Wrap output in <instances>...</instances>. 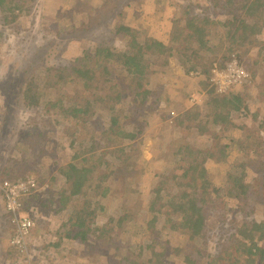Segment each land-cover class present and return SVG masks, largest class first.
<instances>
[{
  "label": "trees",
  "instance_id": "16d2710c",
  "mask_svg": "<svg viewBox=\"0 0 264 264\" xmlns=\"http://www.w3.org/2000/svg\"><path fill=\"white\" fill-rule=\"evenodd\" d=\"M131 1L107 0L97 12L90 7L92 0H77L71 12L87 11V20L78 27L70 23L64 30L58 28L50 39L55 40L62 33L67 37L83 36L98 43L94 53L90 54L88 48L73 52V56L69 55L57 66L37 68L23 86L20 83L25 80L23 76L28 69L26 60L21 61L14 64L11 71L21 63L23 70L11 75L5 89L0 81L4 91L1 94L9 107L7 113L11 115L17 106L27 110L41 108L45 112L57 110L63 117L85 122L89 112L97 113L96 109H91L96 103L100 110L99 117L96 114L94 119L109 121L100 131L105 140H88L53 176L47 170L39 171L40 168L32 163L37 160L18 157L36 148L39 149L35 157L42 154L41 145L47 141L44 131L35 134L36 139L26 135V140L6 143L13 132L0 140V161L5 159L0 163V183L5 179H30L40 187L46 182L63 181L59 190L42 189L20 200L22 215L27 216L34 227L42 225L41 214L53 213L55 217L62 214L61 220L58 217L55 220V236L51 240L37 231L31 233L39 235L40 242L34 246L37 255L31 256L30 251L20 252L11 244L14 216L10 212H0V243L4 253L37 264L40 257L59 252L60 244L61 250L66 246L74 249L83 247L82 244L91 239L102 241L107 249L113 248L111 257L117 264H264V114L260 110L263 102L257 104L255 111L251 105L264 99V0H208L206 5L198 7L211 8L216 15L225 18L191 13L170 20L166 32L150 23H141L146 30L136 29V34L128 25L132 17L122 16V8ZM113 2L112 12L118 25L110 27L107 22L111 18L101 14L105 13L106 3ZM35 4L36 0H0L2 25L12 34L20 35L23 41H29L37 31L24 27L20 20L29 15ZM63 10H68L66 5ZM58 11L56 16L61 19L63 15L59 13L63 11ZM103 24L109 29L100 31ZM149 29L155 33H148ZM115 37L122 39L123 44H111ZM27 48L22 45L23 59L27 58ZM195 50L204 54L203 62L196 61ZM231 54H235L243 66L251 59L245 67L249 77L236 89L216 93L209 82L210 67L213 64L223 67ZM171 60L179 64L186 77L190 72H198L200 90L207 95L203 102L207 104L206 110L187 116V129L192 126L197 130V140L170 142L161 157L150 160H145L142 153L134 158L129 144L110 148L111 140L132 142L142 133L140 126L135 127L136 130L126 129L121 122L133 109L140 116L151 111L144 108L152 94L145 89L146 74L165 70ZM206 60L211 63L206 64ZM76 80L82 82L89 97L80 93L76 95L79 101L74 100L64 108L65 98L70 94L61 90ZM127 97V113L121 116V105ZM116 107L120 109L117 111ZM43 116L44 113L39 114ZM41 124L53 127L50 119H42ZM15 127L13 124L11 128ZM95 127L98 126L93 124L91 129ZM236 132L246 137L236 140ZM77 159L83 163L75 164ZM133 162L142 164L138 170L144 174L142 181L151 180L148 203L143 204L142 210V215H149L143 224L147 236L141 242L129 236L138 237L143 231L140 222L136 223L139 221L135 218L137 211L129 213L127 207L120 216L114 212L102 216L105 208L96 190L100 176L94 175L99 165L126 166L130 173L135 169L130 167ZM213 169L214 175L221 169L224 176L220 184L209 187L208 175ZM135 189L138 191L137 187ZM106 192L102 190V197ZM216 206L222 208L217 210ZM30 242L31 248L33 241Z\"/></svg>",
  "mask_w": 264,
  "mask_h": 264
},
{
  "label": "rangeland",
  "instance_id": "374dc122",
  "mask_svg": "<svg viewBox=\"0 0 264 264\" xmlns=\"http://www.w3.org/2000/svg\"><path fill=\"white\" fill-rule=\"evenodd\" d=\"M106 1L107 0H92L90 7L99 12L101 4ZM75 2H77V0H36V4L32 7L29 15L24 16L20 20L24 23V27H33L37 31V34L33 35L29 41H23L20 35L12 34L9 31V28H5L2 25L0 18V81H3V89L7 87L8 79L11 81L12 74H19L20 71L23 70V67H21L23 63H21L18 65L17 69L11 71L12 66L21 61L26 60L25 63L28 69L27 75L23 76L25 80L20 83V85L23 86L26 80L31 77L32 71L37 68L42 69L45 66H57L62 64L60 61L73 56V52H81L88 48L90 49V54L94 53V46L98 43L86 39L83 36L67 37L65 33H62L61 37H57L55 40L50 39L51 36L58 31V28L64 30L66 27H69L70 23L74 24L75 27H78L82 22L87 20L85 17L87 11L71 12L73 10L72 5ZM131 2L132 3H129V5L122 8L124 9V14H122V16L125 18L132 17L131 22H128V25L130 26V29H132L133 34L137 33L136 29L146 30L141 23H150V26L156 28L159 27L161 30H164L163 32H166L170 20L184 18L191 13L216 15L211 8L204 10L198 7V5H206L208 0H133ZM106 4L105 9H103L105 10V13L101 14L102 17L106 16L107 18H111L107 22L110 27L112 24L115 26L118 25V21H114L115 15L112 12V6L115 5V3ZM64 5H66L68 10H63ZM59 9L60 11H63V13H59L63 15L61 19L56 16ZM216 16L225 18L224 15L218 14ZM107 24L101 25L100 31L108 30L109 28ZM148 33H155V30L149 29ZM98 34L99 33L97 32V35L95 34V36H98ZM121 40L118 37H115L110 43L122 45L123 41ZM22 45L28 47L26 59H23V54L20 53L23 52ZM202 58H205L204 54L195 50L196 61L203 62L204 60ZM207 60L206 64L211 63ZM250 63L251 59L247 61L246 65L248 66ZM157 68H159V66H157ZM16 71L17 73H15ZM145 80L147 82L145 89L149 90L152 94L144 108H149L151 111H147V115L144 114L140 116L138 115V111L133 109L131 112L129 111L128 118L121 122L122 127L126 129L132 128L133 130H136L135 127L140 126L142 133L132 142H127L126 140H111L110 148L122 144H129L128 149H131L134 158H138L139 154L142 153L145 160H150L151 158L161 157L162 152L167 151V145L170 142H178L179 140H197V137H199L197 130L193 129L192 126L187 129V125L189 124V117L187 116L191 117L198 112L205 111L207 104L202 103L197 106H192L188 102L189 93L200 91L199 79L186 77L184 72L181 71L179 64L175 61L171 60V65L163 71H158L155 74L147 73ZM240 86H237L236 88ZM65 90L68 91L70 97L66 96L64 108L70 106L74 100L75 102L79 101V99L76 98V95L80 93L83 96L89 97L88 90L83 88L80 80H76L71 83L67 89L61 91ZM3 92L4 91L0 86V140H2L5 135L9 137L8 134H12L13 132L15 133H13L12 137L6 139V143L9 142L8 140H26V135L31 136L30 138L32 139H36L35 134L44 131L47 135V137H45V140L47 141L41 145L43 147L42 154L35 157V153L39 149L36 148L34 151L26 150L21 155H18L20 160L23 157L27 158V156H29L30 159L37 160L32 161V163L40 168L39 171L47 170L50 175L53 176L57 174L59 167L66 166L70 162L74 152L81 149L83 144H87L88 140H105L100 131L103 127H106L109 124V121L107 119H102L101 121L99 119H94L100 110V107L96 103L93 104L94 106L91 109H96L97 113H94V111H91L90 109L91 112L88 113L87 119H85V122H88L89 124L86 125L84 121L76 119L75 117L61 116L57 110L45 112L41 111V108L27 110L17 106L14 113L11 115L7 113L9 107L5 104V100L1 94ZM94 92L97 93L96 91ZM54 96L56 97L57 94H54ZM127 102H129V97L125 98V103L121 105L119 115L123 116L127 113ZM259 102H263V104H260V110L261 113L264 114V99L253 102L251 104L253 105L252 109L255 111ZM138 107L143 108L141 106ZM119 109L120 107H116L117 111ZM41 113H44L45 116L39 117V114ZM42 119H50L53 127L48 128L46 127L47 125L43 126L41 124ZM13 124H16L14 130L11 128ZM93 124L98 127L91 129ZM179 124H181L180 127H178ZM214 130L220 134L218 128H215ZM31 133L33 134L31 135ZM234 134L236 135V140H243L246 137V135L242 133L236 132ZM71 140H74L73 144H71ZM4 161L5 159H2L0 163ZM53 161H56V163H53ZM74 163L82 164L83 162L81 159H77ZM91 163L92 161H90L89 164ZM140 164L141 163L138 162L131 163L130 167H134L135 169L130 173L127 172L126 166H121L119 168L114 165L108 168L107 166L99 165L94 174L95 176H100V185L96 186V190L98 191L96 192L98 199L105 208L102 216L110 215L112 212L120 216L125 212V208L127 207L130 211L129 213L137 211L135 218L139 219V221L137 220L136 223L139 224L140 222L143 231L138 237L133 236L132 234H129V236L133 240H138V242L144 241L147 236L143 224L145 220L149 218V215H146L145 213L142 215V210L144 209L143 204L147 205L148 203L147 196L151 188V180L148 179L146 182L142 181L144 174H142L141 171L138 173V170L142 165ZM214 174L215 171L213 169L208 175L207 184L209 187L220 184L221 177L224 176L221 169L218 170L217 175ZM17 180L21 179H5L2 183H4L3 185H11L12 182ZM48 181L50 180L48 179ZM61 181L62 180L58 179L55 182H46L40 187L35 182L37 187L35 191L40 190L41 192L42 189L52 191L57 188L59 190L61 189ZM62 187H64V185ZM135 187L138 188L140 193ZM103 189L107 190L105 197H102L101 195ZM208 190H211V188ZM0 192V212H4V206H6V199H4V197H6V193L3 192L2 189ZM204 206L207 207L205 203ZM216 208L217 210H220L222 207L216 206ZM54 215L53 213L47 215L41 214L43 221L42 225L40 227L33 226L28 237L29 244H31L30 241H33V247L31 246L29 250L33 253L31 256L37 255L34 249L36 247L35 245L40 242L38 234H43V237H46L47 240H51L52 237L55 236V220L57 217L61 220L62 214H57L56 217ZM33 231H37L38 234L32 236L31 233ZM11 235L12 233L8 235V238ZM1 238L2 232L0 231V241ZM85 243L86 242L82 244L84 245L83 247L70 249L69 246H66L63 250L60 249L62 247L60 244L59 252L55 251L50 253L45 258L40 257L39 263H36L117 264V260L114 257H111L114 252L113 248L107 249L108 247L102 241L91 239H87V244ZM0 264L29 263L22 258H15L13 255L5 254L3 246L0 243Z\"/></svg>",
  "mask_w": 264,
  "mask_h": 264
},
{
  "label": "built area",
  "instance_id": "2783aa9c",
  "mask_svg": "<svg viewBox=\"0 0 264 264\" xmlns=\"http://www.w3.org/2000/svg\"><path fill=\"white\" fill-rule=\"evenodd\" d=\"M188 77L197 79L200 78V75L198 72H190ZM248 77V70L240 64L239 58L235 54H231L228 57L223 67L213 64L209 72L210 86L219 94L242 85ZM205 100H207V95L204 90L193 91L188 94V102L192 106L200 105ZM36 188L35 182L30 179L17 180L12 182L11 185L5 184L1 187L3 192L6 193L5 212H10L14 216L15 231L11 238V244L20 252H27L28 250L26 237L32 227L31 220L27 216L20 214V199L31 194Z\"/></svg>",
  "mask_w": 264,
  "mask_h": 264
},
{
  "label": "clouds",
  "instance_id": "9594fccd",
  "mask_svg": "<svg viewBox=\"0 0 264 264\" xmlns=\"http://www.w3.org/2000/svg\"><path fill=\"white\" fill-rule=\"evenodd\" d=\"M244 67H245V66H244ZM248 72H249V71H248ZM197 79H199V78H197ZM233 89H235V88H233ZM200 91H201V90H200ZM2 185H3V183H0V190H1ZM34 192H36V191L31 192V194L34 193ZM31 194H29V195H27V196H30ZM27 196H24V197H27ZM4 199H5V197H4ZM20 200H21V199H20ZM20 204H21V201H20ZM3 213H6V212H5V206H4V212H3ZM20 214L22 215V205H21V211H20ZM32 229H33V225H32V227H31V230H32ZM31 230H30V232H31ZM30 232L28 233V235H27V237H26L27 242H28V250H27V251L30 250V244H29V240H28V237H29ZM13 234H14V233H13Z\"/></svg>",
  "mask_w": 264,
  "mask_h": 264
}]
</instances>
